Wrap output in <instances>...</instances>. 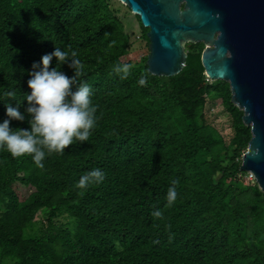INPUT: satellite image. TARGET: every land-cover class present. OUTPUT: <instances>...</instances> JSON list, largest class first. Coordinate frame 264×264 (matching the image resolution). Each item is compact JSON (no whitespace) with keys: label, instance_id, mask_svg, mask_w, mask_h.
I'll return each mask as SVG.
<instances>
[{"label":"trees","instance_id":"1","mask_svg":"<svg viewBox=\"0 0 264 264\" xmlns=\"http://www.w3.org/2000/svg\"><path fill=\"white\" fill-rule=\"evenodd\" d=\"M54 46L81 61L96 122L86 142L46 153L43 168L0 149V264H264V193L239 170L249 129L228 85L204 75L203 45H185L178 74L153 76L147 56L129 60L106 0H0V91L13 90L21 111L32 63ZM116 63L130 65L124 79ZM208 99L227 111V138L206 121ZM93 168L103 181L77 188Z\"/></svg>","mask_w":264,"mask_h":264},{"label":"water","instance_id":"2","mask_svg":"<svg viewBox=\"0 0 264 264\" xmlns=\"http://www.w3.org/2000/svg\"><path fill=\"white\" fill-rule=\"evenodd\" d=\"M147 29L146 66L171 77L185 66L186 44H202L210 81L228 85L249 129L239 170L264 193V0H118Z\"/></svg>","mask_w":264,"mask_h":264},{"label":"clouds","instance_id":"3","mask_svg":"<svg viewBox=\"0 0 264 264\" xmlns=\"http://www.w3.org/2000/svg\"><path fill=\"white\" fill-rule=\"evenodd\" d=\"M55 58L54 66L49 67ZM67 64L72 75L67 76L61 66ZM127 63H116L111 72L124 79L129 71ZM28 91L21 102L13 98V90L0 91V104L4 108V118L0 119V149L11 157L30 155L37 168H43L42 160L46 153H61L73 141L86 142L90 129L96 122L95 106L91 101L89 85L78 78L81 76V61L75 51L53 47L50 53L42 55L39 63L33 62L27 73ZM77 80L79 81L77 84ZM138 83H143L139 80ZM73 85H76L74 88ZM26 122V128H10V121ZM104 173L93 168L77 181V188L99 184ZM175 182H173V185ZM176 198L174 186L166 191V201L171 204ZM154 217L161 215L159 210L151 212Z\"/></svg>","mask_w":264,"mask_h":264},{"label":"rangeland","instance_id":"4","mask_svg":"<svg viewBox=\"0 0 264 264\" xmlns=\"http://www.w3.org/2000/svg\"><path fill=\"white\" fill-rule=\"evenodd\" d=\"M112 9V11L118 16L125 26V31L129 37L128 54L129 60L133 63L138 62L142 57L147 56L148 51L146 42L141 37V32L137 22L135 21L134 15L129 9L119 2L118 0H106ZM204 114L206 121L212 124L224 137H228L231 134L230 119L227 115L226 109L222 106L219 99L211 100L208 99L205 103ZM245 183L252 184V176L247 173L244 176ZM36 222L41 221V212H38L33 218ZM60 223L65 222V217L58 218Z\"/></svg>","mask_w":264,"mask_h":264}]
</instances>
